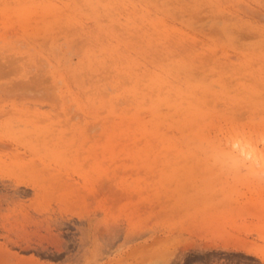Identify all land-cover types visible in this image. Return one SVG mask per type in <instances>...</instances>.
Masks as SVG:
<instances>
[{
    "label": "rangeland",
    "instance_id": "374dc122",
    "mask_svg": "<svg viewBox=\"0 0 264 264\" xmlns=\"http://www.w3.org/2000/svg\"><path fill=\"white\" fill-rule=\"evenodd\" d=\"M0 264H264V0H0Z\"/></svg>",
    "mask_w": 264,
    "mask_h": 264
},
{
    "label": "bare ground",
    "instance_id": "6f19581e",
    "mask_svg": "<svg viewBox=\"0 0 264 264\" xmlns=\"http://www.w3.org/2000/svg\"><path fill=\"white\" fill-rule=\"evenodd\" d=\"M246 154L248 153L249 155L251 154V155H254L255 153H254V151L253 150H250L249 148H246ZM244 152V151H243ZM241 153H242V151H241ZM247 154V155H248ZM256 156V155H255Z\"/></svg>",
    "mask_w": 264,
    "mask_h": 264
}]
</instances>
